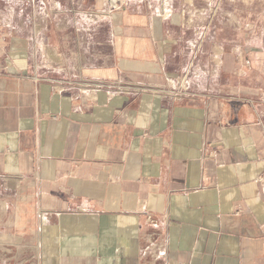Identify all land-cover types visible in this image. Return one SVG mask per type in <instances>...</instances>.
Here are the masks:
<instances>
[{
	"label": "crops",
	"instance_id": "0c3cea01",
	"mask_svg": "<svg viewBox=\"0 0 264 264\" xmlns=\"http://www.w3.org/2000/svg\"><path fill=\"white\" fill-rule=\"evenodd\" d=\"M33 2L0 0V227L41 233L42 264H264V88L239 17L120 0L123 66L82 84L31 72Z\"/></svg>",
	"mask_w": 264,
	"mask_h": 264
},
{
	"label": "rangeland",
	"instance_id": "374dc122",
	"mask_svg": "<svg viewBox=\"0 0 264 264\" xmlns=\"http://www.w3.org/2000/svg\"><path fill=\"white\" fill-rule=\"evenodd\" d=\"M2 1V0H1ZM8 1V0H3ZM28 15L45 17L43 23L27 24L29 34L34 40L33 65L31 72L37 76H45V70L54 65L66 70V75L82 84H100L104 77L95 76V71L116 70L123 65L122 51L119 39L116 38V22L114 13L119 9L120 0L110 7H104L103 0H33ZM219 5L221 21L227 22L234 13L242 21V31L245 38L251 39L252 61L258 66L259 76L263 80L264 88V0H214ZM26 8H21V11ZM6 10V9H5ZM7 9L6 11H8ZM230 14V15H229ZM53 21L48 24L46 18ZM35 20V19H34ZM50 26L58 37L56 44L39 40L37 30L45 31ZM43 31V33H44ZM39 31L38 33H40ZM40 42H39V41ZM54 47L60 56V61L44 63L38 57L40 43ZM46 42V43H45ZM249 61V60H248ZM248 61L246 64H248ZM129 74V73H127ZM133 74V73H132ZM130 75V74H129ZM143 75V74H142ZM154 76V74H151ZM126 79V78H125ZM260 108V107H259ZM260 111L264 113V103ZM4 199H0V209L6 208ZM4 217H2L3 221ZM41 233L26 234L23 241L17 239L16 232L0 227V264H42L36 259L38 254V238ZM22 242L25 246H21ZM12 243L13 246L7 245ZM28 243V246H26Z\"/></svg>",
	"mask_w": 264,
	"mask_h": 264
},
{
	"label": "bare ground",
	"instance_id": "6f19581e",
	"mask_svg": "<svg viewBox=\"0 0 264 264\" xmlns=\"http://www.w3.org/2000/svg\"><path fill=\"white\" fill-rule=\"evenodd\" d=\"M116 1L115 0H112V3L114 4Z\"/></svg>",
	"mask_w": 264,
	"mask_h": 264
},
{
	"label": "built area",
	"instance_id": "2783aa9c",
	"mask_svg": "<svg viewBox=\"0 0 264 264\" xmlns=\"http://www.w3.org/2000/svg\"><path fill=\"white\" fill-rule=\"evenodd\" d=\"M250 62L248 61V64H249Z\"/></svg>",
	"mask_w": 264,
	"mask_h": 264
},
{
	"label": "water",
	"instance_id": "95a60500",
	"mask_svg": "<svg viewBox=\"0 0 264 264\" xmlns=\"http://www.w3.org/2000/svg\"><path fill=\"white\" fill-rule=\"evenodd\" d=\"M112 2V0H110Z\"/></svg>",
	"mask_w": 264,
	"mask_h": 264
}]
</instances>
